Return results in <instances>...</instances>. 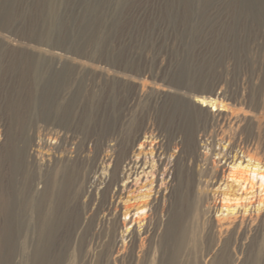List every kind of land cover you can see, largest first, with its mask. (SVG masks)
<instances>
[{"label": "rangeland", "instance_id": "1", "mask_svg": "<svg viewBox=\"0 0 264 264\" xmlns=\"http://www.w3.org/2000/svg\"><path fill=\"white\" fill-rule=\"evenodd\" d=\"M260 12L256 0H0V264H264L259 191L228 212L222 191L237 186L219 174L234 155L264 165ZM136 135L160 149L147 155L158 173L176 167L143 240L135 224L115 234L98 202L101 158L132 156ZM151 177L119 182L123 197ZM197 180L206 215L181 193Z\"/></svg>", "mask_w": 264, "mask_h": 264}, {"label": "bare ground", "instance_id": "2", "mask_svg": "<svg viewBox=\"0 0 264 264\" xmlns=\"http://www.w3.org/2000/svg\"><path fill=\"white\" fill-rule=\"evenodd\" d=\"M256 1L258 2V6L260 7L261 12H260L259 20L253 22L252 25L255 24L259 29L264 31V0H256ZM256 17H258V16H256ZM251 28H253V27H251ZM194 101L197 103L196 105H199V107H201L203 109H205L207 107L206 99L199 98V99H196ZM215 110L216 109L213 108V111H215ZM151 135H153V133ZM138 141H139V145H138L139 148L136 149V147H134V144H136V142L138 143ZM151 142H152V140H151ZM110 146H111V144H110ZM148 146H150L149 150H147ZM131 148H132L131 149L132 150L131 151L132 156L127 155L122 160H118V159H115L114 157H109V156H105V157L101 158L102 160H101L100 163H109L108 165L111 167L110 170H109L110 178L108 179V181H105L104 189L101 191L102 198L103 197L108 198V196H109V198L106 199L104 202H101V200L98 199V202L100 203V206L102 207V210H105V216L107 217L106 219L111 220L113 225L115 226V234L122 226L123 227H128L126 229V231H128L129 226L132 227L133 224L138 225V230L133 228L132 230L128 231V233L130 235L129 237H131V239L132 238L135 239V238L141 237L142 235H146V236L149 235L150 230H148L147 228H144L143 232H141L142 230H139L141 228V226H140L141 223L142 222L145 223V221L147 220V217L145 216L146 207H148V205H150L151 209H153L155 212L160 209V200H159V198H161V197L164 198L165 197L164 196L165 193L168 190L172 189V187H171L172 184L170 182H168L167 180L170 177H172V179H174V177L176 176L175 175L176 174V172H175L176 167L172 166L171 169L169 170V173L165 177H164L165 173H158V169L155 170L154 168H156V167L154 165H152V166L149 165V163H148L149 160L147 161V159H148L147 155L149 154L150 156H153V157H154V155L160 156L161 155L160 154L161 152L159 151L160 149H158V147L156 145H154L153 143H151V145H150L144 140L141 141L140 137L137 136V135L133 139V145H132ZM134 157H136V158L134 159ZM152 161L154 162L155 160L152 159ZM166 162H167V160H166ZM97 165H98V163H97ZM159 166H160V163H159ZM214 167L216 168V166H214ZM219 167H221V165ZM149 168H150V171L148 172L147 169H149ZM159 172H160V170H159ZM210 173L211 172H209L208 174H210ZM219 174L222 175L221 178H224L225 176H228V179L230 181H232L233 183H235V185L237 186V190L234 193L231 190V185H227L226 184L225 187H224V190L222 189L223 190L222 191V195H223L222 198L223 199L221 198L222 199L221 200L222 201V204H221L222 208H224L228 212L230 211L231 213H235V212H237L236 209L239 206L243 207L244 204L242 203V201L246 200L248 198L247 195L249 193H256L257 191H259V192L256 193L255 197L252 196L251 200H250L251 197H249V201H250L249 204H254V205H255V203H257L258 205L264 204V165L261 166V164L259 162L256 163L255 161H253L252 158H248L246 160L245 158H242V157L240 158V157L234 155L231 158V161H230L228 167L227 166H223L221 168V171H220ZM141 175H144L145 177L147 175V178H148L149 175H151L152 177L156 178V180H155L157 182L156 186H158V183H160L161 185L163 183H166L165 187H164V190H160L159 186H158L159 188L156 187V186L154 187V182L155 181L153 179H151L149 181L148 185L145 184V185H141L139 187V189L141 190L144 187L149 186V188L147 189L146 192H141L136 197H129L128 195H127L128 197L127 196L123 197V191L125 190V187L127 188L128 186L125 184V185L122 186L123 188H121L120 185H119V182H125V179H126V181H128L134 176L136 178H138V180H140ZM200 176L202 177V175H200ZM201 177H200V179H201ZM214 178H217V177H214ZM113 179H114V182H115V184H114L115 187H114V189H111L112 180ZM207 180H209V177H208ZM218 180H220V182H221L222 179H218ZM197 181L198 182L196 184L197 185L196 189H195L194 186L191 189L190 186H189V183L187 181L186 182L187 185L184 186V188L181 191V193L185 194L186 199L188 201L189 200L192 201V206L194 207V211L198 215H206V214H209L212 211V209H213V206H210L209 205L210 203L208 204L209 194L206 193V188H207L208 185L203 187V185L204 184L206 185V183H204L202 185L200 180H197ZM228 183H230V182H228ZM95 187H96L95 185H93V186L90 185V188H89V189H91L90 192H94V188ZM210 187L214 188L213 186H210ZM220 187H223V186H220ZM209 190H211V188ZM209 193H210V191H209ZM168 195H170V194H168ZM219 195H221V194H219ZM250 195H252V194H250ZM134 198H135V200H134ZM132 200H134V201H132ZM252 201H254V203H252ZM231 202L234 203V205H233L234 208H232V209H231L232 205H230ZM245 203H248V201H246ZM239 204H241V205H239ZM122 210L124 212L123 215L125 216L123 221L120 220V216L118 215V213L120 211H122ZM238 211H239V209H238ZM237 213H239V212H237ZM220 219L222 220V218H220ZM101 222H102V224H104V221H101ZM156 231H157V229H155L153 233H155ZM117 238L118 237L116 236L115 239H114V247H115V249L118 248L119 242H120V240L117 239ZM140 239L143 240L142 237Z\"/></svg>", "mask_w": 264, "mask_h": 264}]
</instances>
